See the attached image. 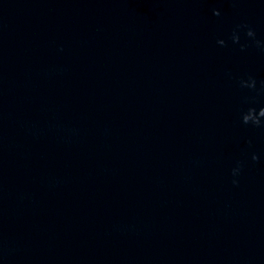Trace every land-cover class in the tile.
<instances>
[{"label":"water","instance_id":"95a60500","mask_svg":"<svg viewBox=\"0 0 264 264\" xmlns=\"http://www.w3.org/2000/svg\"><path fill=\"white\" fill-rule=\"evenodd\" d=\"M262 107L264 47L72 135L0 181V264H264Z\"/></svg>","mask_w":264,"mask_h":264},{"label":"clouds","instance_id":"9594fccd","mask_svg":"<svg viewBox=\"0 0 264 264\" xmlns=\"http://www.w3.org/2000/svg\"><path fill=\"white\" fill-rule=\"evenodd\" d=\"M216 15H219V11L217 10ZM248 36H254V32L249 29L248 30V33H247ZM233 39L234 40H239V36L237 34H233ZM221 45H223L225 42L223 40H220L218 41ZM259 43V42H257ZM255 80H245V81H241V85L244 86V87H249V88H252V87H255ZM261 117H264V107L260 108L259 112L257 113L256 110L254 108H250L247 112H245L243 114V122L245 124L251 122L252 124L256 125V126H261V125H264V121L261 120ZM258 157H256L255 155L253 156V159H257ZM240 171V168L239 167H236V168H233L232 170V173H233V176H236ZM233 183H237L236 180H233Z\"/></svg>","mask_w":264,"mask_h":264}]
</instances>
